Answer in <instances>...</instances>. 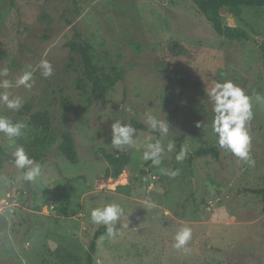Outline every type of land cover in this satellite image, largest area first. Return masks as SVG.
I'll use <instances>...</instances> for the list:
<instances>
[{"label":"rangeland","instance_id":"1","mask_svg":"<svg viewBox=\"0 0 264 264\" xmlns=\"http://www.w3.org/2000/svg\"><path fill=\"white\" fill-rule=\"evenodd\" d=\"M244 19L249 26L235 18L234 27L251 38L235 41L220 36L191 0H0V70L8 69L0 79L12 81L7 91L23 101L18 111L0 105V114L24 122L26 135L25 105L48 109L59 131L72 132L80 156L74 164L54 145L40 163L41 177L19 180L14 148L0 133L7 152L0 169V264H59L60 245L88 249L102 226L92 223L91 210L112 202L126 211L118 226L128 227L99 238L95 264H264V203L247 190L264 185V105L254 102L249 124L253 166L226 149L219 158L195 155L216 144L206 88L230 79L249 95H264V9H246ZM77 34L93 44L99 66L116 68L123 79L85 114H69L66 124L61 100L69 94L78 100L79 70L67 67V44ZM41 59L52 64L50 77L38 69ZM26 69L34 72L33 87H15ZM148 114L169 120L168 135L158 136L165 148L175 141L159 167L142 159L146 138L154 142L156 135L133 124L148 126ZM116 120L138 134L136 145L122 151L133 161L115 180L105 178L108 162L97 149L118 151L110 135ZM196 121L204 126L196 128ZM181 146L187 157L177 162ZM160 168L180 174L170 178ZM181 227L192 229L188 251L174 247Z\"/></svg>","mask_w":264,"mask_h":264},{"label":"clouds","instance_id":"2","mask_svg":"<svg viewBox=\"0 0 264 264\" xmlns=\"http://www.w3.org/2000/svg\"><path fill=\"white\" fill-rule=\"evenodd\" d=\"M38 69L44 77H50L53 74L52 64L47 59H41ZM33 70H24L23 73L15 80V87L23 86L26 89L33 87ZM8 76V69L0 70V77ZM13 87V82L8 79H0V88L5 91L0 92V105L12 111H18L23 106L22 98L12 96L7 91ZM206 96L212 104V132L216 137V143L220 149H226L233 153L237 158L244 160L250 166L255 164L251 158V141L249 133V124L253 119L254 102L264 105V95L247 94L245 88L236 84L230 79L223 82L216 81L210 88L205 89ZM151 132L158 131L161 137L169 133V120L158 118L155 115L148 114L145 119ZM202 121H196L195 127H203ZM27 125L22 121L13 122V120L3 114H0V133H3L10 146L14 148L11 153L14 167L21 170L19 180L34 183L42 175V165L34 157H30L22 143H17L18 138H22L23 130ZM138 130L130 123L116 120L111 124V146L122 152L127 147L135 146L137 143ZM147 142L143 145L142 159L147 162L151 161L153 166L159 167L165 151L171 153L175 149V141L169 140L166 145L161 139L152 142L149 135ZM187 148L181 146L180 151L175 155L177 162H183L187 157ZM163 175L175 178L180 174L179 169L160 168ZM91 221L93 224L106 226V233L110 237L118 235L121 229L128 227L127 223H119L126 216L125 208L116 202L107 203L95 207L91 210ZM167 215V213H165ZM192 238V229L190 227H181L174 236V247L176 249L184 248Z\"/></svg>","mask_w":264,"mask_h":264},{"label":"trees","instance_id":"3","mask_svg":"<svg viewBox=\"0 0 264 264\" xmlns=\"http://www.w3.org/2000/svg\"><path fill=\"white\" fill-rule=\"evenodd\" d=\"M195 10L202 15L213 29L220 35L230 40L243 41L249 40L250 34L242 26L232 27L225 15H221L222 7H226L232 12L238 21L248 23L244 19L246 9L260 10L264 9V0H191ZM67 46L71 51L67 67L69 69H78L79 73L74 79L73 86L78 95L76 102L71 94L66 95L61 100L62 112L60 118L64 123H68L67 117L73 113L74 116L85 114L95 103L105 97L113 87L123 79L122 72L114 68L108 72L99 66L96 61L94 46L89 41L77 34L76 39L68 42ZM264 47V44H263ZM23 115L27 117L29 130L22 138L17 139V143H22L30 157L39 163H44L49 157L54 145H57L59 152L70 162L76 164L80 161L79 152L72 132L65 127L62 130L54 125V116L48 109H39L33 111L31 104L27 103ZM133 124L143 130L151 132L148 126L139 121H133ZM158 139L159 132H151ZM180 146V144H179ZM106 161L108 167L105 171L106 179H118L125 169L133 161V156L123 152H109L105 149H97ZM222 149L216 144L209 147H200L195 151L196 156L212 154L219 158ZM7 158V152L4 145L0 142V169L3 167ZM260 195L264 203V185L259 188L247 189ZM262 211L264 212V204ZM106 234V226L98 228L90 240L88 249L81 251L73 249L64 244L60 245L55 255L59 264H95L96 251L98 249V240Z\"/></svg>","mask_w":264,"mask_h":264},{"label":"water","instance_id":"4","mask_svg":"<svg viewBox=\"0 0 264 264\" xmlns=\"http://www.w3.org/2000/svg\"><path fill=\"white\" fill-rule=\"evenodd\" d=\"M221 15H227L229 16V25L234 27V25H237L236 24V20H235V16L232 12L228 11V9L226 7H222L221 8V11H220Z\"/></svg>","mask_w":264,"mask_h":264}]
</instances>
